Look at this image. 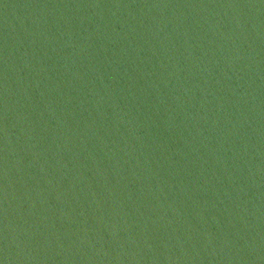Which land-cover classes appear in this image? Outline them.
<instances>
[{
	"label": "water",
	"instance_id": "water-1",
	"mask_svg": "<svg viewBox=\"0 0 264 264\" xmlns=\"http://www.w3.org/2000/svg\"><path fill=\"white\" fill-rule=\"evenodd\" d=\"M0 264H264V0H0Z\"/></svg>",
	"mask_w": 264,
	"mask_h": 264
}]
</instances>
